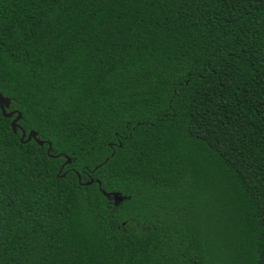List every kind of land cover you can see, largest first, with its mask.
<instances>
[{"label":"trees","instance_id":"trees-1","mask_svg":"<svg viewBox=\"0 0 264 264\" xmlns=\"http://www.w3.org/2000/svg\"><path fill=\"white\" fill-rule=\"evenodd\" d=\"M0 94V264H264V0H0Z\"/></svg>","mask_w":264,"mask_h":264},{"label":"rangeland","instance_id":"rangeland-1","mask_svg":"<svg viewBox=\"0 0 264 264\" xmlns=\"http://www.w3.org/2000/svg\"><path fill=\"white\" fill-rule=\"evenodd\" d=\"M114 207L118 213V218L123 220L130 215L147 216L155 219L162 218L160 208L145 207L143 204L137 203L134 199L124 194L123 192L115 193Z\"/></svg>","mask_w":264,"mask_h":264},{"label":"water","instance_id":"water-1","mask_svg":"<svg viewBox=\"0 0 264 264\" xmlns=\"http://www.w3.org/2000/svg\"><path fill=\"white\" fill-rule=\"evenodd\" d=\"M8 99H5L1 94H0V109L2 111V114L5 116V117H10L12 114L11 113H5V107L8 106ZM19 115L11 122V127L13 128V130L15 129L16 127V122L17 120L19 119ZM25 133L22 131V138L24 137ZM34 134L31 132L29 133L28 135V138L27 140H29L31 137H33Z\"/></svg>","mask_w":264,"mask_h":264}]
</instances>
